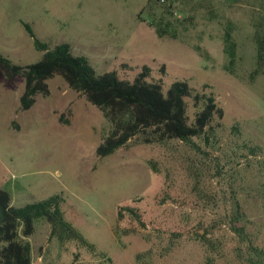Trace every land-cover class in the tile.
Returning a JSON list of instances; mask_svg holds the SVG:
<instances>
[{
    "label": "rangeland",
    "instance_id": "374dc122",
    "mask_svg": "<svg viewBox=\"0 0 264 264\" xmlns=\"http://www.w3.org/2000/svg\"><path fill=\"white\" fill-rule=\"evenodd\" d=\"M260 17L264 0H0V54L12 64L41 58L27 24L98 74L132 81L146 65L164 89L206 85L224 113L191 145L134 138L99 158L109 129L99 110L54 77L48 96L23 111V78L0 67V189L14 207L61 195L65 219L95 248L49 239L39 219L26 238L32 264H264ZM120 207L136 209L142 224L126 212L118 221Z\"/></svg>",
    "mask_w": 264,
    "mask_h": 264
},
{
    "label": "trees",
    "instance_id": "16d2710c",
    "mask_svg": "<svg viewBox=\"0 0 264 264\" xmlns=\"http://www.w3.org/2000/svg\"><path fill=\"white\" fill-rule=\"evenodd\" d=\"M158 1L165 3V0ZM149 26L158 36L165 32L151 22ZM24 28L33 39L35 50L42 54L40 60L22 67L12 64L0 54V67L5 70L6 76L23 78L21 110L30 109L38 95L48 96V81L54 77L61 78L70 90L99 110L108 122V132L96 149L99 158L113 154L134 138L143 144L178 140L191 145L193 139L207 136L214 126H220L223 110L214 95L204 90L206 85L197 91L186 81H175L164 89L161 80L149 81L150 69L146 65L132 81L120 78L116 70L98 74L85 56L72 53L69 44L49 47L34 37L29 25L24 24ZM254 29L257 52L262 56L264 17L255 20ZM189 105L192 108L190 115ZM59 121L65 123L63 115ZM251 151L255 153L254 149ZM62 203L61 195H53L42 201L14 207L9 192L0 189V264H32L31 246L26 238L34 234V223L39 219H44L49 225V239L54 238L61 244L72 241L80 248L93 252L94 246L65 219ZM124 212L142 224L138 211L130 207L119 208L118 221L123 218Z\"/></svg>",
    "mask_w": 264,
    "mask_h": 264
}]
</instances>
